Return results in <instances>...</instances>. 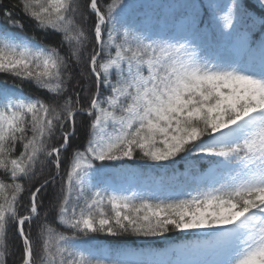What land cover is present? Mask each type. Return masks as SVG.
<instances>
[{
    "label": "snow or ice",
    "instance_id": "obj_1",
    "mask_svg": "<svg viewBox=\"0 0 264 264\" xmlns=\"http://www.w3.org/2000/svg\"><path fill=\"white\" fill-rule=\"evenodd\" d=\"M129 7L0 0V264H264V0Z\"/></svg>",
    "mask_w": 264,
    "mask_h": 264
},
{
    "label": "trees",
    "instance_id": "obj_2",
    "mask_svg": "<svg viewBox=\"0 0 264 264\" xmlns=\"http://www.w3.org/2000/svg\"><path fill=\"white\" fill-rule=\"evenodd\" d=\"M129 1H132V0H124V2H129ZM173 3H184L186 2V0H172ZM199 2L201 0H198ZM209 0H207L208 2ZM165 2H169V0H165ZM138 7L137 9L139 10H142L144 8V4H145V1L144 0H139L138 2ZM202 4V3H201ZM143 6V7H142ZM204 13H205V19L208 18V10L207 8L204 9ZM34 31H38L34 28V25L31 21H28L25 19V32L26 34L28 35H32L34 33ZM254 40L258 39L259 38V31H255L254 34H253V37H252ZM59 40V34H53L49 39L45 40L44 43L46 44H54L56 42H58ZM4 79H8L9 83L12 82V78L11 77H6L4 74H0V80H4ZM31 86H28V85H25V92L26 94H31V92L29 91V88ZM41 95H43V93H39ZM110 163H115V162H110ZM131 165H141L142 162L140 161H136V162H130ZM205 166H202L201 167V170L204 168ZM143 168V167H141ZM158 170V169H156ZM185 170V165L183 163V161H180L179 163H177L176 165H172V166H169L168 168V171L167 172H170V173H176L177 176H176V180L177 179H182V181L180 183H191V181H187L186 180V177H182L181 176V172ZM63 230V229H61ZM184 237V235H181L180 233H169V234H166V238H148L151 240V243L150 244H142L141 241L144 240L145 238H137V237H122V238H119L121 243L125 244H129V245H133V246H137V245H147L148 247H161V246H164L166 244H169V243H172L174 240H180ZM84 241H87L88 238L84 237L82 238ZM105 240V244H108V245H112L114 243L113 239L112 238H103ZM8 243L10 246H15L16 244V237L11 233H9V239H8ZM81 247L83 248H86L88 247L87 243H84V244H81L80 245ZM12 257H9V264H12Z\"/></svg>",
    "mask_w": 264,
    "mask_h": 264
},
{
    "label": "rangeland",
    "instance_id": "obj_3",
    "mask_svg": "<svg viewBox=\"0 0 264 264\" xmlns=\"http://www.w3.org/2000/svg\"><path fill=\"white\" fill-rule=\"evenodd\" d=\"M149 2H151V0L147 2V5H146L145 9H144L143 11H141V12H142V13L146 12V13H148L149 15H151L153 12L151 11L152 8H151V7H148V6H149ZM219 2H221V3H226V2H228V0H219ZM134 8H135V5H134ZM164 9L167 10L166 7H165ZM129 10H130V9H129ZM142 172H143V171H142ZM145 173H146V174H147V173H151V176H152V177H158V176L163 175L164 178H165V180L168 178V176H167V175H164L163 173H153V172H151V171H145ZM141 179H144V177H138V178H137V181L139 182V180H141ZM178 244H180V242H179V243H174V244H172V245H170V246H174V245H178ZM170 246H167V247H165V248H168V247H170ZM165 248H161V249H165ZM129 249H132V250H134V251H139V249H133V248H129ZM156 250H160V249H156Z\"/></svg>",
    "mask_w": 264,
    "mask_h": 264
}]
</instances>
